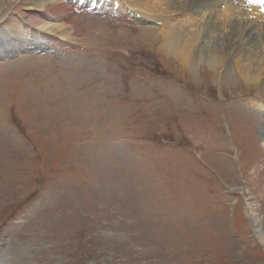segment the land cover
I'll list each match as a JSON object with an SVG mask.
<instances>
[{
  "label": "rangeland",
  "instance_id": "1",
  "mask_svg": "<svg viewBox=\"0 0 264 264\" xmlns=\"http://www.w3.org/2000/svg\"><path fill=\"white\" fill-rule=\"evenodd\" d=\"M6 1V22L31 20L70 46L56 60L30 46L0 56L5 264H264V29L256 76L232 61L242 44L214 65L204 43L182 39L198 52L184 68L158 52L161 21L125 26L76 14L67 38L53 20L29 16L40 7ZM190 1L175 6L198 0ZM252 8L245 24L235 13L225 26L213 19L217 37L233 42L240 25L243 43L263 28L264 10ZM196 26L205 40L207 28Z\"/></svg>",
  "mask_w": 264,
  "mask_h": 264
},
{
  "label": "bare ground",
  "instance_id": "2",
  "mask_svg": "<svg viewBox=\"0 0 264 264\" xmlns=\"http://www.w3.org/2000/svg\"><path fill=\"white\" fill-rule=\"evenodd\" d=\"M0 1H1L0 3V23L1 22L5 23L8 13L13 10V6L4 8L7 1L6 0H0ZM21 1L26 2V4L31 3L33 7L35 8L40 7L38 11L33 9L30 12H28V13L34 14L38 20L43 19V18H45L46 20L51 19L54 21L53 23L55 24V26H52V24L51 26L54 28H57V30L60 29L61 31V30L68 29L66 33L62 32L60 37L68 38L71 35L70 30L76 29L75 26L72 24V22L74 21V17H75L74 12L70 8V6L64 3L66 0H53V1L51 0L47 2H44V1L41 2L40 0H18L19 3ZM84 1L85 3H88V0H84ZM100 1L101 0H97V2H100ZM176 1L177 0H121V3L122 5H126V6L129 5L131 7V8H128L130 9V11L137 10L140 13L150 12L152 13L153 18H155L158 21H161L160 24L154 25V27L157 30H159L160 34L158 36L162 37L161 45L159 46L158 52L161 51V52H164L165 55L171 54L175 56L176 59H179V62L184 68H185L184 65L186 66L188 65L189 68L193 67L195 61L197 60L196 54L198 53L195 49L191 50L187 44L185 45L182 44V39L183 41H186L188 39L194 44H199V41L204 43V49L209 48L208 50L209 54L206 60H209L211 58L210 61H208V62H211V60L214 59V61L216 62V63H213L214 65L228 63V61L230 62L235 52L234 45L242 44L241 48L238 49L239 53L235 56V60H232L235 64V67L240 68L242 73L244 74H247L249 72L252 73V75H256V76L259 74L258 73L259 63H258V59L256 58V43H257V38L259 37V33L264 29V25L262 26L263 28H261L260 26L259 30L252 34L250 33L251 29L248 30L244 36L243 43L241 42V39H240L241 34H242L241 33L242 27L240 25L238 27L237 32H230L229 34L230 38L232 37L233 42H231V39H227L223 41V39L217 37V35L219 34L214 32V30L217 29V27L216 25H211V22L213 21V19H216V21L221 19L223 25L225 26L231 20L230 17L234 15V13L236 15L238 14L239 16L238 21L244 20L243 10L249 9V6L245 5V2L243 0H198L196 1V5H194L191 8L185 5H182L180 7L175 6ZM89 2L94 3L95 0H89ZM184 2L186 4L193 3V1H190V0H184ZM38 3L39 5L37 6ZM16 4L17 3H14V6H16ZM222 5L224 6L223 10L219 11L217 7L218 6L220 7ZM241 5H244V6L242 7ZM257 6H258L257 8H259L261 11L264 10L263 5L257 4ZM252 11H254L255 14L259 13L254 8H252ZM176 15L178 18L174 19L175 23L179 20V18H181V19L186 20L185 24H181V23L180 25H176L175 23L170 24L168 17H175ZM262 15L264 19V13H262ZM29 16H32V15H29ZM166 19H168V21H165ZM35 21L37 22L36 24L38 25L39 22L37 20ZM8 23L10 24L11 22L9 21L6 22V25H5L6 28L9 27V29L6 32L7 34H3V32H0V56L4 54H7V55L17 54V53L19 54L21 51H23V49H25V47H28L29 46L28 44L30 43L28 40V37L25 36V34L19 29L18 25L16 24L14 25L12 22L11 25L9 26ZM245 23L246 22L244 20V22L241 24H245ZM48 24L49 23L47 24L42 23L41 25L39 24L40 25L39 27L42 30L48 32L49 28H45L46 26L49 27ZM69 25L71 27H69ZM200 25L205 26L207 28L206 38L205 40L202 39V41L199 38V36H196L197 29H195V32H194L192 28V26H196V27L199 26V29L201 30L203 28H201ZM53 34L55 33L53 32ZM38 36L40 38H46L51 43L57 42V39H55L53 36L45 34L44 32H41V31L39 32ZM11 39H14L15 42L13 43ZM63 39H66V38H63ZM71 39H73V37ZM64 45L66 44L64 43ZM67 45L70 46L69 44ZM71 47H73V45H71ZM94 52H97V50ZM222 53L224 54V57L226 60L225 62H223V60H221L219 57L221 56ZM229 73L230 71L228 67L225 73V77L228 76ZM263 74H264V69H263V72L260 73V75H263ZM258 77H257V80H258ZM257 86H258V89L261 88V84ZM257 95H260V94L258 93ZM252 220H253V223L257 222L258 220L257 214H254ZM259 239H262L263 241V238H261V236H259ZM0 260L2 264H5L6 253L0 252Z\"/></svg>",
  "mask_w": 264,
  "mask_h": 264
},
{
  "label": "snow or ice",
  "instance_id": "3",
  "mask_svg": "<svg viewBox=\"0 0 264 264\" xmlns=\"http://www.w3.org/2000/svg\"><path fill=\"white\" fill-rule=\"evenodd\" d=\"M249 2L264 5V0H249Z\"/></svg>",
  "mask_w": 264,
  "mask_h": 264
}]
</instances>
